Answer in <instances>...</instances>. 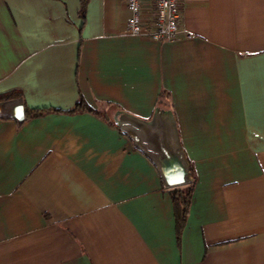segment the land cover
I'll list each match as a JSON object with an SVG mask.
<instances>
[{
    "label": "crops",
    "instance_id": "1",
    "mask_svg": "<svg viewBox=\"0 0 264 264\" xmlns=\"http://www.w3.org/2000/svg\"><path fill=\"white\" fill-rule=\"evenodd\" d=\"M180 3L155 42L122 0H0V264H264V0Z\"/></svg>",
    "mask_w": 264,
    "mask_h": 264
},
{
    "label": "built area",
    "instance_id": "2",
    "mask_svg": "<svg viewBox=\"0 0 264 264\" xmlns=\"http://www.w3.org/2000/svg\"><path fill=\"white\" fill-rule=\"evenodd\" d=\"M122 3L130 12L126 34L155 42L179 38L180 0H122Z\"/></svg>",
    "mask_w": 264,
    "mask_h": 264
},
{
    "label": "trees",
    "instance_id": "3",
    "mask_svg": "<svg viewBox=\"0 0 264 264\" xmlns=\"http://www.w3.org/2000/svg\"><path fill=\"white\" fill-rule=\"evenodd\" d=\"M86 1L87 0H80L81 16L83 15ZM17 95L18 93L16 92H9L6 94H2L0 95V103H2L5 100L16 98ZM79 110L92 111L91 108L82 99H79L76 102L74 108L70 112H76ZM24 113H25V117L29 118V117H36V116L41 115L42 111H39V110L31 111L25 107ZM186 168L188 171L186 183L181 186L172 187L169 190V196H170V199L173 205V213H174V218H175V228H176L177 238L179 237V234L187 220L189 206H190L191 193L193 191V185H194V179H195L192 173V170L188 166H186Z\"/></svg>",
    "mask_w": 264,
    "mask_h": 264
},
{
    "label": "water",
    "instance_id": "4",
    "mask_svg": "<svg viewBox=\"0 0 264 264\" xmlns=\"http://www.w3.org/2000/svg\"><path fill=\"white\" fill-rule=\"evenodd\" d=\"M13 117L18 121L24 119L23 107L21 105L14 106ZM155 158L167 186L175 187L186 183L187 168L175 151L169 147H164L156 154Z\"/></svg>",
    "mask_w": 264,
    "mask_h": 264
},
{
    "label": "rangeland",
    "instance_id": "5",
    "mask_svg": "<svg viewBox=\"0 0 264 264\" xmlns=\"http://www.w3.org/2000/svg\"><path fill=\"white\" fill-rule=\"evenodd\" d=\"M157 137V136H156ZM155 141H156V138H155Z\"/></svg>",
    "mask_w": 264,
    "mask_h": 264
}]
</instances>
